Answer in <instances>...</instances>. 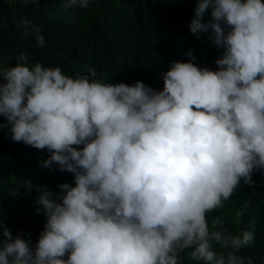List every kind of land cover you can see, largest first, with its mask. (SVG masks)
Listing matches in <instances>:
<instances>
[{
    "label": "clouds",
    "instance_id": "1",
    "mask_svg": "<svg viewBox=\"0 0 264 264\" xmlns=\"http://www.w3.org/2000/svg\"><path fill=\"white\" fill-rule=\"evenodd\" d=\"M16 27L44 46L26 17ZM188 28L222 49L216 70L198 67L189 50L160 74L162 90L106 83L95 68L70 77L27 52L0 67V128L47 150L42 166L74 184L54 192L25 182L38 192L43 231L31 245L0 221V264H181L189 249L203 264H253L238 253L254 233L234 235L219 216L209 226L207 214L264 171V2L195 0ZM247 210H234L236 220Z\"/></svg>",
    "mask_w": 264,
    "mask_h": 264
},
{
    "label": "trees",
    "instance_id": "2",
    "mask_svg": "<svg viewBox=\"0 0 264 264\" xmlns=\"http://www.w3.org/2000/svg\"><path fill=\"white\" fill-rule=\"evenodd\" d=\"M194 8L195 0H90L87 9L66 7V0H39V5L31 0H0V67L14 66L15 58L27 52L30 63L61 67L70 77L87 75L88 69L95 68L96 78L106 83L141 81L162 90L160 74L168 70L170 62H187L189 50L198 67L216 70L214 61L222 49L205 38L211 33L198 40L189 32ZM21 17L41 29L43 47L31 30L25 38L17 29ZM210 19L206 14L205 20ZM48 156L47 150L13 142L8 128H0V221L13 237L20 235L31 245L43 231L46 217L42 208L36 213L41 207L38 192H27L25 182L45 185L54 192L62 183L74 186L71 173L42 166ZM252 180V185L241 182L224 207L209 212L207 218L211 226V219L219 216L234 235L252 231V243L238 254L250 257L253 264H264V171L255 170ZM246 202L248 210L237 221L234 210ZM253 221L254 229L250 226ZM215 250L224 251L218 245ZM190 252L181 254V264H203L193 260Z\"/></svg>",
    "mask_w": 264,
    "mask_h": 264
}]
</instances>
